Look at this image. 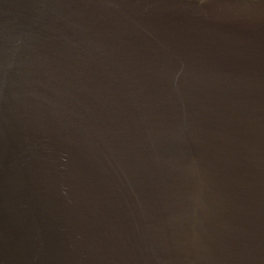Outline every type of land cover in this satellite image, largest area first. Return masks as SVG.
<instances>
[{
    "label": "water",
    "instance_id": "water-1",
    "mask_svg": "<svg viewBox=\"0 0 264 264\" xmlns=\"http://www.w3.org/2000/svg\"><path fill=\"white\" fill-rule=\"evenodd\" d=\"M0 264H264V0H0Z\"/></svg>",
    "mask_w": 264,
    "mask_h": 264
}]
</instances>
